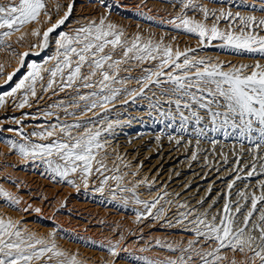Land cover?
Listing matches in <instances>:
<instances>
[{
  "label": "bare ground",
  "instance_id": "1",
  "mask_svg": "<svg viewBox=\"0 0 264 264\" xmlns=\"http://www.w3.org/2000/svg\"><path fill=\"white\" fill-rule=\"evenodd\" d=\"M251 1L222 0L231 5L237 4L234 8L247 10L248 13L242 12V17H260L254 4H248ZM259 1L264 3V0ZM7 2L0 0V3ZM195 2L209 12L217 9L213 0ZM45 3L47 8L54 4L52 0H45ZM70 3L73 9L68 19L51 33L48 46L41 49L39 44L43 41V32L62 18ZM64 4L58 8L59 12L52 7L51 11L57 12L53 20L47 22V17L41 15L38 23L24 26L6 41L11 44L10 49H0V65L3 66L0 95L11 91L8 90L10 84H6L4 78L11 57L16 64L19 62V54L27 52L31 57V60L26 61L27 65L52 68L56 63L52 57L57 53L56 41L60 33L74 35L75 29L92 21L98 22L102 16L122 30L129 42L137 35L144 41L152 39L160 42L162 39L173 50L183 52L189 48L194 49L189 53L190 56L220 63L224 65L225 71L232 66L247 65L249 67L244 74H249L257 63L264 65V54L260 52L221 47L222 41L219 40L202 45L195 34L167 23L181 14L182 5L176 3V0H65ZM184 11L187 15L194 12L188 15L190 18H203L201 12L191 9ZM232 11L227 8L224 12ZM237 20H231L230 25L239 26ZM34 29L39 30V36L31 35ZM21 35L25 37L22 41L18 40ZM114 58H122L121 50H116ZM156 63L129 60L121 64L118 79L124 83L112 85L121 90L120 94L106 108L97 107L86 115L85 102L78 99L76 91L68 88L59 90V77L52 89L43 91L42 85L46 87L49 78V74L43 71L41 74L44 80L38 81L36 85L37 97L30 96L29 104L24 108L16 106L20 102L21 93L12 97L5 96L6 103L0 107V129L6 124L10 126L9 129L0 130V188L18 197L21 203L13 208L0 198V217L20 221L22 230L34 233L37 237L47 239L50 233H54L57 247L76 255L80 264H144L145 260L177 259L181 252H172L166 245L177 249L186 247L189 241L196 239L190 223L193 217H203L207 213V219L211 220L215 215L218 222L219 216L223 215L226 199L232 204L233 210L239 201L244 205L243 211L247 212L251 207V195H261L260 184L264 181V145L256 147L259 143L258 133L250 134V141L247 135L241 136L238 130L222 127L219 122L214 130L206 110L193 105L192 111L201 117V123L197 124L192 112L183 107L178 112L175 104H170L167 97L161 95L163 89L172 87L169 83L159 87L149 85L143 96L133 98L128 95L129 91H138L142 86L136 81L146 75L144 69L154 68ZM15 68H20V62ZM21 71L25 73L12 87L27 75L29 69L26 67ZM88 71L86 67L83 69L84 73ZM93 79L98 80L99 76ZM161 79L166 81L167 77ZM94 90L81 87L79 94L86 95ZM157 100L158 106H153ZM73 103L79 104V108L70 107ZM57 104L61 107H54ZM65 107L67 112L76 115H67ZM213 110H216L214 106ZM45 112L54 115L45 116ZM181 115L188 119L182 120ZM77 121H92L93 124L89 126L93 130H102L100 140L103 148L97 151L99 164L93 162L87 186L79 173L61 180L50 173L41 160H24L7 144L9 140L24 143L16 135L20 129L27 135L42 131L51 124H71ZM110 122L113 124L112 129L103 131ZM257 127L254 125V128ZM73 134H77L75 130ZM51 139L55 137L41 140L30 136L29 142L48 144ZM193 153L196 154L195 159ZM97 167L101 168L99 172L95 171ZM249 172L253 175L249 176ZM114 176L120 179H112ZM67 179L73 180L74 184H68ZM229 184L233 185L231 189ZM240 192L248 194L247 202L240 198ZM156 200L158 203L156 208L151 209V215L144 203H137L141 201L150 204ZM181 204L186 207L181 208ZM259 207H264V202ZM158 209L163 210L162 214H158ZM187 212L192 215L179 223L181 213ZM239 219L242 222L243 216ZM117 242V251L113 255L110 248L117 245ZM195 247L197 250L204 248L210 251L215 245L212 242L204 244L201 239ZM223 253L229 260L233 257L237 261L245 259L239 253L233 254L227 249ZM33 264H57V260L53 258L48 262L47 257H44ZM192 264H201L195 253Z\"/></svg>",
  "mask_w": 264,
  "mask_h": 264
},
{
  "label": "snow or ice",
  "instance_id": "2",
  "mask_svg": "<svg viewBox=\"0 0 264 264\" xmlns=\"http://www.w3.org/2000/svg\"><path fill=\"white\" fill-rule=\"evenodd\" d=\"M176 3L182 5L181 14L168 20L167 23L174 25L177 29H183L184 32L195 34L202 45L219 40L222 41L221 47L264 54V35L257 34L255 31L257 27H264V19L257 21L254 16L241 17L237 14L239 29L222 31L217 23H212L209 27L206 21L210 16L215 17L217 21L228 19L232 16L231 12L225 13L222 10L217 16L215 12H209L207 8L197 4L195 0H176ZM59 7L60 5L57 4V9ZM72 9L73 4H68L62 18L43 32V41L39 44L41 49L48 46L50 34L65 23ZM188 9L201 12L204 20L197 21L190 18L184 11ZM41 15L51 20V13L47 11L45 0H8L7 3H0V49H10L11 44L6 41L10 40L16 32H20L24 26L38 23ZM31 35L39 36L40 32L34 29ZM24 38V35H21L18 40L22 41ZM56 47L57 53L52 57L56 61L55 65L52 68L42 69L37 64H28L27 75L16 83L11 91L0 95V107L6 103L5 96L12 97L17 93H21V96L16 106L24 108L28 105L30 96L37 97L36 85L38 81L44 80L41 74L43 71L49 74L46 87L42 85L43 91L52 89L56 78L59 77L61 80L59 90L64 91L68 88L76 91L78 99L85 102L84 114L86 115L97 107L106 108L120 94L121 90L113 88L112 85L124 83L123 80L118 79L121 64L128 63L129 60L139 63L157 61L154 68L144 69L146 75L136 81L142 85L139 90L129 91L128 95L133 98L138 95L143 96L149 85L159 87L169 83L172 87L163 89L161 95L166 96L170 104L174 103L178 112L182 107L188 109L199 124L201 117L192 111V106L196 105L206 110L214 130L219 122L222 127H230L233 131L238 130L241 136L247 135L250 141V134L256 132L259 136L256 147L264 145V65L257 63L251 68L249 74H244L249 67L247 65L232 66L225 71L224 65L220 63L190 56L189 53L195 51L194 49L189 48L183 52L178 49L173 50L170 45H165L162 39L160 42H154L152 39L144 41L140 35H137L129 42L124 32L115 24L107 22L106 17L75 29L74 35L61 32L56 41ZM117 49L121 50L122 58H114ZM27 55V52L19 54L21 66ZM85 67L89 69L87 73L83 72ZM165 69L168 71H164ZM2 74L3 66L0 65V75ZM14 75L15 73L9 74L6 77V83L10 82ZM97 76L99 79L94 80L93 78ZM164 76L167 77L166 81L161 79ZM81 87L96 90L86 95L79 94ZM158 104L157 100L153 106ZM54 107H61V105L57 104ZM70 107L79 108V104L73 103ZM64 111L67 115H76L67 112L66 107ZM44 115L51 116L54 113L45 112ZM181 119L188 118L181 115ZM16 123L19 124L20 121L17 120ZM92 124V121L55 123L43 128L42 131L27 135L20 129L16 135L20 136L24 143L9 140L7 144L24 160H41L48 171L61 180L79 173L87 186L88 176L93 171V162L99 164L97 151L103 148L100 140L102 130H93V127L89 126ZM254 125L258 127L254 128ZM112 127L113 124L110 122L103 131H110ZM74 130L77 133L75 135ZM30 136L41 140L53 137L55 139H51L48 144L30 143ZM195 158L196 154L193 153V159ZM100 170V167L95 169L98 172ZM248 175L252 176L253 173L249 172ZM112 179L120 178L114 176ZM67 183L71 185L74 181L67 179ZM228 187L231 189L233 185L229 184ZM260 188L261 195H251V207L247 212L243 211L244 205H241L239 201L233 210L232 204L226 199L222 210L223 215L219 216L218 222L215 215L211 220L207 219V213H204L203 217H193L190 223L193 225L196 239L189 241L186 247L180 249L166 245L172 252L177 250L181 252L177 259L145 260L144 264H192L193 253L200 258L201 264H257V262L264 264V207L258 208V205L264 202V181L261 182ZM238 195L245 202L249 199L248 194L244 192ZM0 198L13 208L21 203L18 197L3 188H0ZM137 203H144L145 209L151 215V209L156 208L158 200L150 204L141 201ZM180 207L183 208L186 205L181 204ZM36 211L40 210L36 209ZM162 211L158 209V214H162ZM257 213H259L258 216ZM190 215H192L191 212L181 213V219L178 222L183 223ZM240 216H243L242 222L239 219ZM54 235L50 233L47 239L37 237L34 233L22 230L20 221L10 217H0V264H33L34 261H40L44 257H47L48 262L56 258L57 264H80L76 255H71L57 247ZM201 239L204 244L214 243L215 247L210 251L204 248L197 250L195 245L200 243ZM118 243L110 248L113 255L116 254ZM157 244H160V241H157ZM225 249L232 251L233 254L239 253L245 259L237 261L233 257L229 260L223 253Z\"/></svg>",
  "mask_w": 264,
  "mask_h": 264
},
{
  "label": "rangeland",
  "instance_id": "3",
  "mask_svg": "<svg viewBox=\"0 0 264 264\" xmlns=\"http://www.w3.org/2000/svg\"><path fill=\"white\" fill-rule=\"evenodd\" d=\"M53 2H54V4H53V6H49L48 8H47V11H49L50 13H51V19L53 20L54 18H53V15H55L57 12H59V9H57V4H59L60 5V7L61 6H63V5H65L64 4V1L65 0H52ZM218 3H217V2ZM220 1V2H219ZM251 1V0H250ZM158 2V1H157ZM213 2L215 3V7L217 8V9H213L212 10V12H218V10H219V12L218 13H216V15H218L219 16V14H220V12L223 10V11H225V10H227V8H230V10L232 11L231 13H232V17H229L228 19H226V20H224V19H220V20H216V18L215 17H212V19H208L207 21H206V23L208 24V26L210 27L211 25H212V23H217V25H218V27L222 30V31H226V30H238L239 29V27H240V25L239 26H235V25H233V24H231L230 25V21L231 20H236V17H237V14H239V16H241L242 17V12H246V13H248L247 12V10H242V9H240V8H234V6L235 5H237V4H234V5H231V4H229L228 2H222V0H213ZM258 3H262V2H260L259 0H253V1H251L250 3H248V4H254V9L257 11V13L258 14H260L261 16L260 17H258V16H255V18H256V20L257 21H259V20H261V19H264V3H262V4H259V5H256V4H258ZM52 7H55L54 9H56V11H54V10H52L51 11V9H52ZM253 7V6H252ZM242 8V7H241ZM172 9H170V11H171ZM238 11H240V13L238 12ZM174 12V11H173ZM173 12H171L172 14H173ZM171 13H170V15H171ZM194 12H192L191 14H193ZM250 13H252V12H250ZM190 13L188 14V15H191ZM236 16L235 17V19H234V16ZM251 16H254V15H251ZM103 17V16H102ZM198 16H194V18H197ZM259 18V19H258ZM203 19H204V17L203 18H201V17H199V19L197 20V21H203ZM224 20V21H223ZM49 20H48V18H47V22H48ZM228 21H229V26L230 27H228V25H227V23H228ZM238 21V20H237ZM235 22V21H234ZM233 28H232V27ZM235 28V29H234ZM237 28V29H236ZM257 29H258V31L260 32H258L257 31ZM256 31H257V33H259V34H263L264 33V27H257L256 29H255ZM263 31V32H262ZM51 35V34H50ZM194 40V39H193ZM195 41V40H194ZM193 43H195V42H193ZM201 45V44H200ZM199 44H197V46H200ZM194 47H196V46H194ZM27 60H31V57H29V53H28V55L27 56H25L24 57V64H23V66H21V64H20V68H19V71H17V69L15 68V67H17L18 65H19V62H20V60H18L19 62H17L16 64H14V59H12V57L10 58V60H9V70L7 71V72H5V75H4V78H6L9 74H12V73H15V75L13 76V79L10 81V82H8V83H6V84H10V87L8 88V90L9 89H11L12 88V86H13V84H14V82H16L24 73H25V71H21V69H26V67H27V63H26V61ZM17 72H18V74H17ZM2 81H0V83H1ZM11 82H12V84H11ZM3 90H5V89H3ZM9 126L10 125H8V124H6V125H3L2 126V129H0V130H3V129H9Z\"/></svg>",
  "mask_w": 264,
  "mask_h": 264
}]
</instances>
